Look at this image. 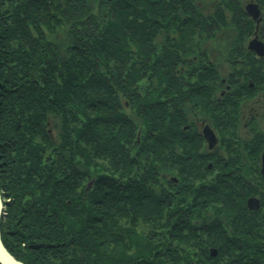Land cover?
<instances>
[{"label": "trees", "instance_id": "16d2710c", "mask_svg": "<svg viewBox=\"0 0 264 264\" xmlns=\"http://www.w3.org/2000/svg\"><path fill=\"white\" fill-rule=\"evenodd\" d=\"M246 14L241 0H0V227L16 258L264 264V195L247 205L260 149L226 146L221 61L201 49L219 31L239 47Z\"/></svg>", "mask_w": 264, "mask_h": 264}, {"label": "flooded vegetation", "instance_id": "af4514ba", "mask_svg": "<svg viewBox=\"0 0 264 264\" xmlns=\"http://www.w3.org/2000/svg\"><path fill=\"white\" fill-rule=\"evenodd\" d=\"M247 14L246 19H250L254 24V30L241 31L246 35L240 40V46L234 47L225 56V68L221 79L220 93L223 97L225 142L228 148L239 146V138H243L241 148L260 149L258 160V171L254 178L245 174H239V180L256 181L257 188L261 196L264 195V0H243ZM253 4L257 13L250 14L247 5ZM209 56V55H208ZM210 57H207L210 61ZM203 56L201 58L204 59ZM203 62V60L201 61ZM217 100L220 97L216 96ZM210 103L214 102V93L209 94ZM193 118V117H192ZM192 122V121H191ZM190 124L185 125L189 128ZM194 123V122H193ZM201 128H198L205 141L204 128L209 126L217 136L216 129L206 119H201ZM244 134V136L242 135ZM250 137H249V136ZM243 136V137H242ZM234 137L237 139L234 140ZM217 140L219 137H216ZM218 143V142H217ZM214 144L213 147H215ZM209 147V142H208ZM213 147H209L210 149ZM239 162L244 164L251 160L228 159L227 162ZM253 161V160H252ZM242 169V168H241ZM243 170V172H245ZM242 172V173H243ZM250 180V181H251ZM260 183V184H259Z\"/></svg>", "mask_w": 264, "mask_h": 264}, {"label": "rangeland", "instance_id": "374dc122", "mask_svg": "<svg viewBox=\"0 0 264 264\" xmlns=\"http://www.w3.org/2000/svg\"><path fill=\"white\" fill-rule=\"evenodd\" d=\"M241 1H243V0H241ZM222 35L223 36V38L225 39V37L227 36V32L226 31H219V32H217V35ZM217 38H219V39H217ZM217 38H215V37H212V38H205L204 39V41H202L203 42V47L201 48L202 50L203 49H205V51L207 52V54L209 55V56H211L213 59H215V58H217V59H219V61H221V65L219 66V69H220V76H221V79H222V77H223V72H224V68H225V56H226V54L229 52V49H230V51H233V50H231V48H229V49H226L224 46H225V40L224 39H222V38H220L219 36L217 37ZM215 44H216V46H217V49H216V47H215ZM219 47V48H218ZM230 47V46H229ZM224 48V50L221 52V50ZM216 49V50H215ZM208 55H206L207 57H209ZM210 57V58H211ZM190 58H192L191 56H189V61L191 60ZM193 58H195V59H197L198 57L197 56H193ZM199 59V58H198ZM191 62V61H190ZM184 68H189V66L187 65V64H185V66H184ZM220 90V89H219ZM218 90V94H220V95H222L221 93H220V91ZM224 97V96H223ZM187 111H188V117H189V122H194V126H195V128L196 129H198V128H201L202 127V125L200 124V120L201 119H206V118H204L205 116L204 115H206V113L205 112H202V111H198V113H199V117L197 116V115H195V113H194V109L192 110V111H190L189 109H187ZM204 114V115H203ZM207 116V115H206ZM193 117V118H192ZM208 117V116H207ZM207 120V119H206ZM208 121V120H207ZM190 124V123H189ZM243 136H244V134H242ZM218 136V135H217ZM216 136V137H217ZM242 136V137H243ZM249 136V135H248ZM250 137V136H249ZM237 138L236 137H234V140H236ZM239 139H241V140H239V144L240 143H243V138H239ZM220 139H218L217 141H216V144H217V142L219 141ZM204 145L206 146V147H208V142L207 141H205V139H204ZM209 148V147H208ZM251 183H252V185H255L256 184V181H254V180H251ZM260 184V183H259ZM262 184L264 185V181L262 182ZM261 193H257L256 195H250V196H248V198H247V205H248V199L249 198H251V197H255V198H257L258 200H259V206L257 207V208H250L249 206V208L251 209V210H255V209H259L260 207H261ZM212 249V248H211ZM216 249V248H215ZM217 250V249H216ZM217 254V253H216ZM215 254V255H216ZM214 255V254H213Z\"/></svg>", "mask_w": 264, "mask_h": 264}, {"label": "water", "instance_id": "95a60500", "mask_svg": "<svg viewBox=\"0 0 264 264\" xmlns=\"http://www.w3.org/2000/svg\"><path fill=\"white\" fill-rule=\"evenodd\" d=\"M247 10L250 14L255 15L257 13V10L255 9V6L253 4H248ZM204 136L209 142V147H213L214 144H216V141H217L216 135L209 126H206L204 128ZM263 161H264V155H263ZM248 206L250 208H257L259 206V200L255 197L249 198ZM3 209H4V202L2 198V193L0 191V224H1V217L3 213ZM211 253L215 255L217 253V250L215 248H212ZM0 263L1 264H26L24 261L16 258L6 247L2 239L1 227H0Z\"/></svg>", "mask_w": 264, "mask_h": 264}, {"label": "bare ground", "instance_id": "6f19581e", "mask_svg": "<svg viewBox=\"0 0 264 264\" xmlns=\"http://www.w3.org/2000/svg\"><path fill=\"white\" fill-rule=\"evenodd\" d=\"M3 198V197H2Z\"/></svg>", "mask_w": 264, "mask_h": 264}]
</instances>
